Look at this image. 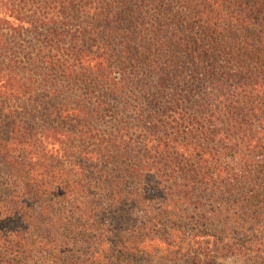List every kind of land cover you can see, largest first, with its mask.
Instances as JSON below:
<instances>
[{"label": "trees", "instance_id": "1", "mask_svg": "<svg viewBox=\"0 0 264 264\" xmlns=\"http://www.w3.org/2000/svg\"><path fill=\"white\" fill-rule=\"evenodd\" d=\"M77 245L264 264V0H0V264Z\"/></svg>", "mask_w": 264, "mask_h": 264}, {"label": "rangeland", "instance_id": "2", "mask_svg": "<svg viewBox=\"0 0 264 264\" xmlns=\"http://www.w3.org/2000/svg\"><path fill=\"white\" fill-rule=\"evenodd\" d=\"M142 234L143 233H139L136 236H144ZM95 244L98 245L97 243ZM79 246L80 245H77V247ZM107 246L102 247L104 250H107ZM88 247L89 245L79 247V249L86 254L83 253V255H77L76 258L74 257L70 259L69 257H63L59 261L56 259V262L51 261L45 264H91L84 255L92 256L95 249L91 248L86 251ZM75 251H78V249H75ZM97 258L100 259L98 264H254L243 258L225 255L223 257L218 256L210 258L207 262L206 257L202 255V251L191 245H186L185 249L177 251L171 249L167 251L165 250V247H163L162 250H157L152 246L151 248H148V250L144 249V251H139V255L137 256L126 257L123 255L122 257H119L118 255L114 257L109 255L105 256L104 254V256Z\"/></svg>", "mask_w": 264, "mask_h": 264}]
</instances>
